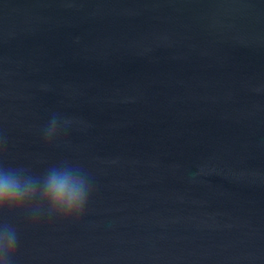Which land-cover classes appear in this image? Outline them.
Masks as SVG:
<instances>
[{
	"label": "water",
	"instance_id": "obj_1",
	"mask_svg": "<svg viewBox=\"0 0 264 264\" xmlns=\"http://www.w3.org/2000/svg\"><path fill=\"white\" fill-rule=\"evenodd\" d=\"M0 153L93 185L15 264H264V0H0Z\"/></svg>",
	"mask_w": 264,
	"mask_h": 264
},
{
	"label": "clouds",
	"instance_id": "obj_2",
	"mask_svg": "<svg viewBox=\"0 0 264 264\" xmlns=\"http://www.w3.org/2000/svg\"><path fill=\"white\" fill-rule=\"evenodd\" d=\"M73 122L53 113L43 129L45 141H54ZM92 191L90 174L79 164L61 160L36 173L26 166L6 165L0 153V264H15L19 246L18 229L10 218L79 220Z\"/></svg>",
	"mask_w": 264,
	"mask_h": 264
}]
</instances>
